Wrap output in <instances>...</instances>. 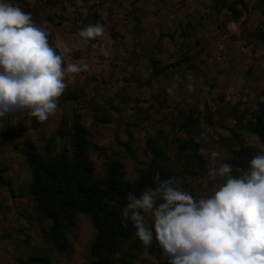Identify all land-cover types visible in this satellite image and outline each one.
I'll list each match as a JSON object with an SVG mask.
<instances>
[{
    "label": "crops",
    "instance_id": "obj_1",
    "mask_svg": "<svg viewBox=\"0 0 264 264\" xmlns=\"http://www.w3.org/2000/svg\"><path fill=\"white\" fill-rule=\"evenodd\" d=\"M238 1L52 0L54 4L49 6L46 0H11L31 13L36 23L48 21L50 45L65 64L88 66L74 81H66L68 87L58 98V109L47 120L53 123V131L61 121L71 126L79 118L87 130L90 123L100 133L121 129L123 142L129 143L126 132L142 130L146 140L152 127L155 131L167 128L165 122L173 121L171 115H181L183 120L199 117L207 105L213 118H209L208 130L217 145L226 139L212 114L217 96L224 94L225 101L232 102L246 100V108L253 100V111L264 103V40L257 37V30H264V0H241L245 9ZM97 22L107 30L92 43L112 48L109 65L92 44L71 53L58 47L67 43L75 49L78 32ZM189 76L195 84L193 92L185 87ZM173 84L178 86L176 95L183 97L179 102L167 92ZM109 103L117 105L116 113L108 109L114 117L97 119V109ZM224 112L228 139L233 140L234 132L242 140L246 136L257 139L234 128L238 119L228 110ZM15 160L13 155L0 157V167L12 180L13 189L28 187L30 170L25 163L24 173ZM151 250L143 251L132 264H160L159 255Z\"/></svg>",
    "mask_w": 264,
    "mask_h": 264
},
{
    "label": "clouds",
    "instance_id": "obj_2",
    "mask_svg": "<svg viewBox=\"0 0 264 264\" xmlns=\"http://www.w3.org/2000/svg\"><path fill=\"white\" fill-rule=\"evenodd\" d=\"M106 30L99 22L90 24L78 32L75 49L67 43L58 47L71 53L92 44L109 65L112 48L92 43ZM50 35L47 20L38 24L11 0H0V126L2 118L17 113L47 121L58 109L66 81L88 70L86 64H65L50 45ZM188 79L185 87L193 92V78ZM177 87L167 92L179 102L183 97L176 95ZM220 155L211 152L213 160ZM233 173L230 164L209 165L208 178L223 183L199 198L178 187L175 177L158 180L139 198L128 197L121 220L132 223L145 247L152 245L154 228L168 264H264V149L253 156L248 171Z\"/></svg>",
    "mask_w": 264,
    "mask_h": 264
},
{
    "label": "rangeland",
    "instance_id": "obj_3",
    "mask_svg": "<svg viewBox=\"0 0 264 264\" xmlns=\"http://www.w3.org/2000/svg\"><path fill=\"white\" fill-rule=\"evenodd\" d=\"M214 100L216 109L212 114L217 116L216 124L219 129L224 131L225 135L223 136L226 139L221 141L220 145L214 144L216 140L210 136L208 130V124L211 122L209 118H213L206 105L203 115L198 117L202 140L200 154L203 161L201 164L194 160L190 151L180 150L181 143L186 140L185 135L179 130L183 121L181 115L175 116L176 118L171 115L173 121L166 120L167 128L157 130L162 131L168 142V160L164 167L170 171L172 177L176 178L178 187L197 198L210 195L215 187L223 183L219 177L215 180L208 178L209 165L214 164L218 167L220 163H226L225 161L229 158L228 151L237 145L235 141L228 139L230 133L227 131L228 124L225 123V116H223L224 110H228L234 118L245 124L246 120L250 118L252 108L256 105L253 100L249 108L236 100L234 102L225 101L224 94L217 96ZM106 105L107 109L104 107L97 109L96 113L99 116L97 119L100 117L109 119L111 115L114 117L108 109H112L116 113L117 105L111 103ZM219 107L221 108L219 109ZM41 123L37 118L29 117L27 114L17 113L2 118L0 157L16 156L18 160L15 161L18 168H23L25 173L27 171L24 169L26 164L22 161L21 156L22 152L28 148L33 147L45 157H52L63 149H70L67 139L55 138L54 142L49 144L48 139L54 136L56 130L53 131L54 125L50 121H46L43 125ZM67 125L69 126L68 122ZM87 131L89 141L97 148L91 150L88 155L94 167L91 181L93 186L102 188L106 166L110 161H118L123 165L125 178L129 182H133L148 167L151 158L145 150L146 140L140 133L142 130L132 134L126 132L125 135H127L129 143L123 142L121 129L103 130L100 133L94 130L90 123ZM155 132V128L152 127L149 132L150 136H153ZM239 134L243 136V133L239 132ZM243 141L246 145L264 149V143H260L254 137L246 136V140ZM212 151L221 153L220 157L213 160L211 158ZM4 171L5 169L0 167V264H21L27 257L34 254L48 257L51 264H89L92 259L89 257L88 250L94 239V230L89 217L81 214L77 216L74 228L67 234L71 244L70 250L66 253L56 252L45 242L44 235L50 223L42 221L36 216L34 201L28 194L29 186L13 189L12 180L4 175ZM24 180L25 178H23ZM151 249L159 255L160 264H168L159 245L153 244ZM113 258H117V256ZM109 259L102 260L100 264H106Z\"/></svg>",
    "mask_w": 264,
    "mask_h": 264
},
{
    "label": "trees",
    "instance_id": "obj_4",
    "mask_svg": "<svg viewBox=\"0 0 264 264\" xmlns=\"http://www.w3.org/2000/svg\"><path fill=\"white\" fill-rule=\"evenodd\" d=\"M46 3L49 6L54 4L52 0H46ZM238 3L246 8L241 0ZM257 37L264 40V30L258 29ZM234 128L255 135L260 143H264V103L251 112L245 124L237 120ZM179 130L186 137L180 150L190 151L194 160L201 164L198 117H186ZM196 137H200L198 143ZM232 137L237 145L228 151L230 158L225 162L233 166L234 175H239L241 171L249 170L251 159L260 154L261 149L246 145L235 132ZM55 138L67 139L70 149H63L52 157L41 155L33 147L22 152L31 173L28 194L34 201L35 214L50 223L44 235L45 242L58 253L68 252L71 244L67 234L81 214L89 217L94 230V239L88 250L92 259L89 264H100L106 258H110L106 264H131L143 251L151 253V246L158 245L154 228L152 245L145 247L136 236L132 223L122 222L121 214L129 196L139 198L146 187L155 188L158 180L172 177L164 167L168 160V142L162 131H156L146 139L145 150L151 161L133 182L125 178L121 163L110 161L101 189L91 183L94 167L88 156L97 148L89 141L88 131L79 118L70 127L66 121H61L48 143L54 142ZM21 264H51V261L44 255L34 254Z\"/></svg>",
    "mask_w": 264,
    "mask_h": 264
},
{
    "label": "built area",
    "instance_id": "obj_5",
    "mask_svg": "<svg viewBox=\"0 0 264 264\" xmlns=\"http://www.w3.org/2000/svg\"><path fill=\"white\" fill-rule=\"evenodd\" d=\"M237 102H242V103H244V102H246V100H236Z\"/></svg>",
    "mask_w": 264,
    "mask_h": 264
}]
</instances>
